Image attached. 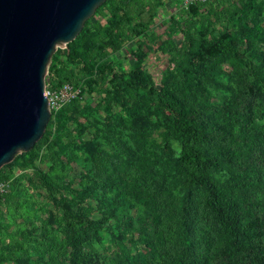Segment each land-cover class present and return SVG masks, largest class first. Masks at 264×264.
<instances>
[{
	"label": "rangeland",
	"instance_id": "374dc122",
	"mask_svg": "<svg viewBox=\"0 0 264 264\" xmlns=\"http://www.w3.org/2000/svg\"><path fill=\"white\" fill-rule=\"evenodd\" d=\"M181 15L165 16L167 25L157 17L156 36L166 39L167 31H175L161 49L157 39L143 38L148 57L140 73L186 105L201 109L214 133L207 153L243 157L245 167L228 159L224 169L214 173L221 184L250 182L261 188L264 168L256 171L248 159L250 146L264 147V0H212L197 18L184 14L185 26ZM225 33L239 41L243 57L211 63L205 41ZM175 38L178 47L173 45ZM171 49L179 66L172 61ZM68 53L64 45L54 55L66 60ZM116 58L114 66L122 77L111 74L104 84L85 86L76 103L60 117H51L34 148L5 168L6 176L14 168L23 174L14 181L2 208L0 264H120L142 256V239L125 231L124 220L130 215L117 210L108 216L107 209L118 207L122 197L150 218L149 230H154L159 243L152 252L153 264H170L183 247L180 217L185 189L181 174L169 169L161 156L168 125L154 99L136 87L130 60ZM252 72L262 82L251 117L244 120L234 105L245 79H254ZM173 149L178 152L180 144L174 141ZM41 175L55 189L44 185ZM61 196L74 213L90 206L88 218L94 227L69 230ZM203 197L195 188L189 238L197 252L214 253L219 236L212 215L204 210ZM134 222L138 224L136 218Z\"/></svg>",
	"mask_w": 264,
	"mask_h": 264
},
{
	"label": "trees",
	"instance_id": "16d2710c",
	"mask_svg": "<svg viewBox=\"0 0 264 264\" xmlns=\"http://www.w3.org/2000/svg\"><path fill=\"white\" fill-rule=\"evenodd\" d=\"M208 3L192 5L188 10L184 9L176 14L186 16L190 14L191 18H197L202 14V7ZM163 6V0H108L85 23L79 36L68 44L69 53L66 60L57 55L53 56L49 67L50 88L56 89L65 83H72L81 86L83 92L85 86L90 88L92 85L104 84L111 74L113 78L122 77L117 74L114 61L119 60L116 56L128 43H133L129 52L135 59L132 64V74L137 78L136 87L148 93L163 113L168 129L161 148V156L166 160L169 169L181 174V184L185 189L180 217L183 226V247L170 264H264V186L258 188L250 182L221 184L214 173L222 171L228 159L235 160L242 168L245 167L243 157L207 153L205 147L214 139V133L207 128V118L201 109L186 105L169 92L167 87L156 85L150 76L140 73L148 57L144 50L143 38L157 39L158 47L161 49L171 41L175 31H167L166 39L160 35L156 36L153 31L152 26L158 17L159 9ZM183 15H181V25L185 26L187 21H184ZM164 23L168 24L165 21ZM181 31L185 36L187 33L185 27L181 28ZM173 45L180 46L176 43ZM204 47L211 63L224 59L240 61L243 57L239 41L229 33L222 34L216 39L206 40ZM172 50L174 49L168 53L172 61L179 66L178 57ZM123 59L127 60V58ZM252 75L253 80L245 79L234 105L235 111L244 120L251 117L252 106L259 97V84L262 82L259 74L252 72ZM79 98L65 106L52 119L60 117ZM174 141L180 144L178 152L173 149ZM113 157L118 158L117 155ZM248 161L256 166L253 169L263 171L264 147L250 146ZM14 162L0 170L1 179L14 178L17 171H21L19 168H14L10 175L4 174L5 168ZM94 167L99 168L98 164ZM41 180L49 189H55L54 184L45 175H41ZM195 188L203 192L204 210L212 215L219 236L214 253L197 252L189 238L190 208ZM11 193L12 190L1 204L0 216L3 205L10 198ZM237 194L239 197H235ZM60 204L64 222L69 230L94 227L93 221L88 218V214L91 213L90 206H87L82 213H74L73 208L68 205L67 198L63 196L60 197ZM133 206L126 197H122L118 207L111 206L107 209L108 216H112L117 210L130 215L124 220L125 231L128 234H138L142 239L141 250L144 254L133 257L128 263L121 261L120 264H153L152 252L159 244L156 241L157 237L154 236V230H149L148 215L137 208L134 209ZM134 218L138 220L137 225ZM149 241L152 244L148 243Z\"/></svg>",
	"mask_w": 264,
	"mask_h": 264
},
{
	"label": "water",
	"instance_id": "95a60500",
	"mask_svg": "<svg viewBox=\"0 0 264 264\" xmlns=\"http://www.w3.org/2000/svg\"><path fill=\"white\" fill-rule=\"evenodd\" d=\"M107 1L0 0V170L44 136L52 58Z\"/></svg>",
	"mask_w": 264,
	"mask_h": 264
},
{
	"label": "built area",
	"instance_id": "2783aa9c",
	"mask_svg": "<svg viewBox=\"0 0 264 264\" xmlns=\"http://www.w3.org/2000/svg\"><path fill=\"white\" fill-rule=\"evenodd\" d=\"M163 1H164V6L160 8L158 11V17L160 18L162 24L165 21L164 17L166 16L167 18L168 14L172 16L173 14H176L181 10L184 9L188 10L192 5L205 4L211 2L212 0H163ZM168 10H170L171 13H168ZM158 22L159 20L156 19L154 25L152 26L153 30H156V28H158ZM175 41L176 44H178L176 38ZM133 45H134L133 43H128L124 47L122 52L119 55H117L119 58H127L128 60H130L131 65L134 64L135 62V59L129 52V50L133 47ZM50 83H51V79L48 74V78L46 79L45 96L48 98L50 111L52 117H54L65 106L69 105L71 102L77 100L81 96L82 88L81 86H77L72 83H65L61 87H58L56 89H51ZM21 174H22L21 171H17L14 178L11 179L0 178V209H1V204L5 199V196H7L13 188L15 178H17Z\"/></svg>",
	"mask_w": 264,
	"mask_h": 264
}]
</instances>
